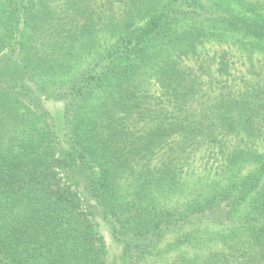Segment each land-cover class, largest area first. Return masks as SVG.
Returning <instances> with one entry per match:
<instances>
[{"label": "trees", "instance_id": "16d2710c", "mask_svg": "<svg viewBox=\"0 0 264 264\" xmlns=\"http://www.w3.org/2000/svg\"><path fill=\"white\" fill-rule=\"evenodd\" d=\"M96 1L64 0L56 10L51 0H0V73L13 74L0 78V264L112 261L67 180L78 163L121 247L118 264L195 225L204 230L180 238L196 252L185 264H264V74L231 78L224 62L205 74L199 50L235 37L264 55V13L243 0H122L117 9L106 0L103 16ZM100 34L110 46L92 70L49 96L70 105L72 150L64 149L44 95L28 83L71 73ZM198 157L215 177L185 191L180 170ZM167 189L186 203L165 204Z\"/></svg>", "mask_w": 264, "mask_h": 264}, {"label": "rangeland", "instance_id": "374dc122", "mask_svg": "<svg viewBox=\"0 0 264 264\" xmlns=\"http://www.w3.org/2000/svg\"><path fill=\"white\" fill-rule=\"evenodd\" d=\"M243 1H246V4L257 6V10L264 13V0ZM105 2L106 0L96 1L98 5L103 4V6ZM121 2L122 0H113V6L117 9ZM51 3L52 6L56 7V10H63L66 8L64 5V0H51ZM60 3H63L64 6ZM103 6H101L98 10L102 12L103 16H105V11L108 8V5H105V7ZM77 21L82 22V20L78 19ZM103 38L104 36L100 34L101 41H99L95 51L93 52L94 54L86 56L81 61H79V65H77L71 73L62 75L59 74V77L53 79V81L45 77H39L32 79V82L28 83V87L32 91H35V89L39 88V91L44 95L43 98L45 101L42 100L41 105H43V108L53 117L55 124L58 126L60 140L64 149L72 150L67 136L68 130L66 126H64V118L68 109L70 108V105L64 100L58 101L56 98H50L49 96L54 95L59 98V94H62V92L70 88L74 81H76L83 74L92 70V67L98 60L99 54L104 52L110 46L109 39ZM229 38L225 42H219L218 40L214 39L209 40V42L204 40L203 45L199 48V50L201 53L200 63L206 67L205 74H212L213 76L219 74L217 70L222 62L226 64V74H231V78H234V76L239 77L244 74H264V55L258 53L255 47H253L255 52L251 53L249 50L252 48V46L248 42L241 40L239 41L235 37ZM211 58H214L213 61ZM188 65L193 67L196 71L195 66H197V63L189 62ZM12 75L13 74H6L3 76V74L0 73V76H2L0 78L9 79ZM205 77L206 75H204V78ZM17 80H19V78H17ZM205 81H209V79ZM19 82L22 81L20 80ZM39 86H41V88ZM205 88L210 89L209 86H205ZM147 89L151 96L159 95V88L155 84L154 80L149 82ZM196 160L197 161L190 167V169L187 166H184L180 170L181 174L179 175V183L183 184L185 191H188L189 184H195V186H193L195 190H198L200 189L198 186L201 183L205 184V182H208L207 178L215 177V169L212 167V165L208 167L206 161L200 157H198ZM155 161L151 162L149 172L154 170V167L156 166ZM211 171H213V173L210 175L209 172ZM151 173L152 174L149 175L150 178L152 175H155L154 172ZM67 180L72 185L76 183V188L83 198L85 208L93 213L94 221L97 223L98 228L104 236L107 246L110 249L112 261H110L109 264H118V257L121 254V247L114 243L111 228L100 215L101 210L97 206V203L92 196L88 177L80 163H78V167L74 173L67 177ZM139 180L141 179L137 178L136 184L138 182L140 183ZM129 184L130 180H122V189L124 193L128 192L127 187ZM160 197L165 202V204L170 207H182V205H184L187 201V194L184 195L181 190H161ZM199 229L203 231L204 226L195 225L192 227H184L180 230H174L166 235V237L160 243L159 249L151 251L152 254L150 253V255H147L144 259H140V256L135 255L133 260H131L128 264H185V262H183L184 254L189 257L196 252L192 249H189V244L187 242L179 243L181 240L180 238L184 237V235L188 234L189 232H199Z\"/></svg>", "mask_w": 264, "mask_h": 264}]
</instances>
